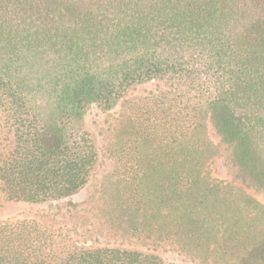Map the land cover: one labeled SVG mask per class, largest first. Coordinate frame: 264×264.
Returning <instances> with one entry per match:
<instances>
[{"label":"trees","instance_id":"obj_1","mask_svg":"<svg viewBox=\"0 0 264 264\" xmlns=\"http://www.w3.org/2000/svg\"><path fill=\"white\" fill-rule=\"evenodd\" d=\"M111 204L150 247L87 244L0 222V264H264V0H0V192L75 207L99 159L77 124L136 85ZM219 140L214 142L210 134ZM221 150V151H220ZM222 155L233 171L214 174Z\"/></svg>","mask_w":264,"mask_h":264},{"label":"rangeland","instance_id":"obj_2","mask_svg":"<svg viewBox=\"0 0 264 264\" xmlns=\"http://www.w3.org/2000/svg\"><path fill=\"white\" fill-rule=\"evenodd\" d=\"M168 89L164 81L142 83L131 88L118 104L107 111L91 108L77 124L81 129L90 132L100 152L98 162L93 170L89 183L82 189L81 198L75 207H57L45 204H29L24 202H7L0 192V222L6 219H33L45 228L58 234L87 244L127 245L137 248L150 247L151 242L142 243L128 237L116 228L113 218L116 214L110 202L118 189L117 171L120 165V148L129 130V114L134 103L143 97ZM6 112L0 103V138L8 135L6 128ZM210 134L214 142L217 137ZM221 151V150H220ZM214 174L227 181L233 179V171L219 155L212 163ZM264 202V192L251 190ZM165 257L175 259L183 264H206L199 258H192L178 248L165 245L158 248Z\"/></svg>","mask_w":264,"mask_h":264}]
</instances>
